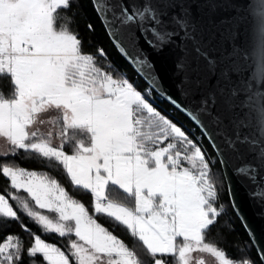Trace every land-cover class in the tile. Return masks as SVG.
I'll list each match as a JSON object with an SVG mask.
<instances>
[{
	"label": "snow or ice",
	"instance_id": "1",
	"mask_svg": "<svg viewBox=\"0 0 264 264\" xmlns=\"http://www.w3.org/2000/svg\"><path fill=\"white\" fill-rule=\"evenodd\" d=\"M79 2L0 0V177L8 182L0 224L17 221L32 237L25 244L6 234L0 264H206L194 254L215 264H264V249L253 260L237 246L241 255L230 258L219 241L207 240L224 214L217 179L205 151L153 106L158 77L139 43L178 52L180 99L162 98L201 129L222 165L233 162V175L257 188L249 196L264 204V0L248 9L251 50L238 43L244 18L235 0H90L114 46L150 81L143 94L83 51L71 11ZM226 3L236 15H219ZM21 152L42 169L20 166ZM49 169L90 193L94 214ZM228 196L235 208L230 186ZM20 210L43 234L66 238L64 248L33 233ZM100 215L142 249L102 226Z\"/></svg>",
	"mask_w": 264,
	"mask_h": 264
},
{
	"label": "trees",
	"instance_id": "2",
	"mask_svg": "<svg viewBox=\"0 0 264 264\" xmlns=\"http://www.w3.org/2000/svg\"><path fill=\"white\" fill-rule=\"evenodd\" d=\"M72 12L76 13V23L73 25L74 29L78 31L79 37L83 41V51L85 53H91L96 57L97 65L104 67L106 64H111L112 67L107 69L117 79L127 78L130 83L141 91L142 94L145 92L144 89L147 87L146 83L134 72V70L128 65V63L118 54L111 41L109 40L105 29L97 16V13L93 9V5L90 0H80L79 4L72 5ZM92 25V30H89L88 25ZM98 48H102L106 54L107 59L100 56L97 52ZM4 91L7 92V80H4ZM153 106L156 107L162 114L171 119L174 123L182 128L183 131L192 139L198 146L205 151L206 159L211 163L213 170V177L217 179V188L219 192V201L224 204L223 213L219 218L218 222L211 228L207 234V240L209 242L219 241V246L226 251V254L230 258H238L241 252L238 251L237 246L240 248L247 249V255L253 260L257 258V253L253 248L249 237L241 224L240 220L234 213L227 192V187L222 174L221 166L218 159L216 158L212 148L208 144L207 140L201 134V132L189 121L183 114L175 110L156 93H152ZM199 137V139H198ZM19 161V165L26 169H42L43 165L35 161H26L24 154L21 152L16 157ZM39 160V157L36 158ZM41 174H44L41 172ZM49 174L58 179L59 183L69 191V193L78 200L84 203L85 207L88 208L90 214H94L93 211V200L90 193L81 194L82 190H74L70 185V181L66 178V175L60 171L53 172L49 169ZM219 181H223L221 184ZM8 187V182L5 178L0 177V194L8 195L5 189ZM18 195L26 196V193H19ZM11 202V201H10ZM15 207V205H14ZM20 221L27 225L33 233L42 236L46 242L57 244L64 248L67 243V239H61L56 234H43L41 229L27 218L22 210L19 211ZM102 226L106 227L118 238L122 239L128 246L134 248L137 251L142 249V244L136 238L131 237L127 229L123 226H118L114 220L104 215L95 217ZM3 219V218H0ZM230 223L232 230L229 231L227 228H223L222 225ZM19 234L23 237L25 244L31 242L32 237L28 232L21 229L20 223L17 221H11L8 225L0 224V240L8 234ZM226 238V242L225 241Z\"/></svg>",
	"mask_w": 264,
	"mask_h": 264
},
{
	"label": "water",
	"instance_id": "3",
	"mask_svg": "<svg viewBox=\"0 0 264 264\" xmlns=\"http://www.w3.org/2000/svg\"><path fill=\"white\" fill-rule=\"evenodd\" d=\"M253 2L254 0H235V7L239 10V15L244 18L243 22L240 24V27L238 29L239 31L238 43L241 45L242 48L248 50H251L254 44L255 22L253 16H251L248 11L249 6ZM197 7H198L197 4L192 5L194 16L199 15L196 11ZM224 9L227 10L225 11ZM205 11H207V9H205ZM218 13L220 16H232L237 14V12H234L232 10V7L227 3L224 5L223 9H218ZM139 43L144 49L145 54L148 56L149 60L154 66L155 76L158 77L159 87L155 88L153 92L156 93L160 97V99L164 100L166 103H168L167 100L163 99L161 96L162 92H166L167 94L172 95L173 97L179 100L180 97L177 88L179 78L175 74V69H174V63L176 60V56L178 55V52L175 49L168 48L158 53L152 51L146 44H144L143 40H141ZM112 45L114 46L113 43ZM114 48L116 49L118 54L134 70V72L146 83L147 86H149L150 81H146L143 78V75H141L136 70V68L133 67L132 63H130L129 60L122 53H120L115 46ZM132 54L135 55V52H132ZM168 104L171 107H173L170 103ZM173 108L177 110L175 107ZM177 111L180 112L179 110ZM180 113L183 114L182 112ZM184 116L187 118L186 115ZM192 124L201 132V129L199 127H197L193 122ZM205 139L207 140L208 144L212 148L216 158L219 161L223 177H225V175L228 177V179L224 181L227 187V192L229 186L231 187L233 200L235 204V208H234L232 206L233 201L230 200L229 198L232 209L236 214V216L238 217V219L240 220L241 224L243 225L249 237V240L257 253L258 248L264 249V204L260 202V199L250 198L249 192L258 191V189L253 186H250L249 183H247L243 178L233 175L232 172L233 162L230 161L226 166L222 165L220 162L221 158L217 157L213 149V146L209 143V140L207 138ZM237 209H238V213H237ZM249 229L252 234L251 236L248 231ZM253 242H255V245L253 244Z\"/></svg>",
	"mask_w": 264,
	"mask_h": 264
},
{
	"label": "rangeland",
	"instance_id": "4",
	"mask_svg": "<svg viewBox=\"0 0 264 264\" xmlns=\"http://www.w3.org/2000/svg\"><path fill=\"white\" fill-rule=\"evenodd\" d=\"M194 255H202L206 260V264H215L213 258H211L208 254H194Z\"/></svg>",
	"mask_w": 264,
	"mask_h": 264
},
{
	"label": "built area",
	"instance_id": "5",
	"mask_svg": "<svg viewBox=\"0 0 264 264\" xmlns=\"http://www.w3.org/2000/svg\"><path fill=\"white\" fill-rule=\"evenodd\" d=\"M148 89V86L144 89V91H146Z\"/></svg>",
	"mask_w": 264,
	"mask_h": 264
}]
</instances>
